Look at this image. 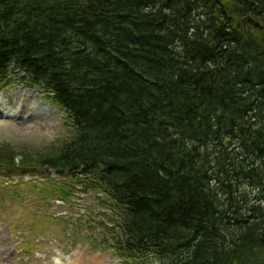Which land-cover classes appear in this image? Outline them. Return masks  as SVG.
Returning <instances> with one entry per match:
<instances>
[{
	"label": "trees",
	"instance_id": "trees-1",
	"mask_svg": "<svg viewBox=\"0 0 264 264\" xmlns=\"http://www.w3.org/2000/svg\"><path fill=\"white\" fill-rule=\"evenodd\" d=\"M14 84L67 132L0 144V170L51 169L61 196H103L107 224L82 225L104 236L92 246L264 264V0H0V90Z\"/></svg>",
	"mask_w": 264,
	"mask_h": 264
},
{
	"label": "rangeland",
	"instance_id": "rangeland-1",
	"mask_svg": "<svg viewBox=\"0 0 264 264\" xmlns=\"http://www.w3.org/2000/svg\"><path fill=\"white\" fill-rule=\"evenodd\" d=\"M2 109L11 111L5 114L9 117L19 114L25 119L29 117L27 121L0 117V144H9L17 151L25 147L52 146L54 141L62 140L66 133L65 114L41 92L24 85L14 84L0 90ZM48 177L58 178L52 175ZM46 178V170L25 177L0 170V264H53L55 258L63 260L65 264H81L84 261L86 264H138L132 260L121 263L105 247L90 249L92 241L89 239L101 242L104 236L96 232L90 236V231L85 232L86 225H82L85 221H92L88 218L90 215L94 217L95 226H99L100 220L107 223L101 217L105 209L99 204L103 196L77 193L60 200L51 196L52 193L55 197L61 195L59 184L51 185ZM20 180L31 183L18 182ZM62 180L69 182L65 178ZM15 184L16 187L13 186ZM35 185L45 186L47 193L30 189ZM62 221L69 222L71 226ZM90 257L102 259L87 262ZM145 264L155 262L150 260Z\"/></svg>",
	"mask_w": 264,
	"mask_h": 264
},
{
	"label": "bare ground",
	"instance_id": "bare-ground-1",
	"mask_svg": "<svg viewBox=\"0 0 264 264\" xmlns=\"http://www.w3.org/2000/svg\"><path fill=\"white\" fill-rule=\"evenodd\" d=\"M38 117V116H36ZM82 259V258H81ZM102 259L101 257H90L89 259H87L86 261L89 262V261H93V262H98V260ZM85 262V261H84ZM84 262H81V264H86Z\"/></svg>",
	"mask_w": 264,
	"mask_h": 264
},
{
	"label": "water",
	"instance_id": "water-1",
	"mask_svg": "<svg viewBox=\"0 0 264 264\" xmlns=\"http://www.w3.org/2000/svg\"><path fill=\"white\" fill-rule=\"evenodd\" d=\"M248 22L251 23L254 27L260 28L258 23H255L252 19H248Z\"/></svg>",
	"mask_w": 264,
	"mask_h": 264
}]
</instances>
